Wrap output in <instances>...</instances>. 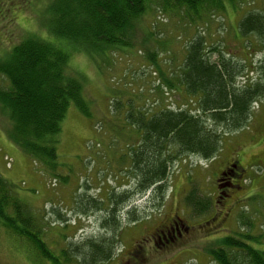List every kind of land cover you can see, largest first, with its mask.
Instances as JSON below:
<instances>
[{
  "label": "rangeland",
  "instance_id": "1",
  "mask_svg": "<svg viewBox=\"0 0 264 264\" xmlns=\"http://www.w3.org/2000/svg\"><path fill=\"white\" fill-rule=\"evenodd\" d=\"M51 2L14 0L0 3V66L9 60L13 47L24 38L32 34L39 36V33L30 32L36 27L34 22L38 23L33 19L35 15L40 16ZM225 6L223 12H217L210 18H205V15L202 18L205 19L196 24L179 17L168 20L158 14L153 38L164 45L153 58V63L148 60L147 54L156 51L155 40L144 47L145 57L141 48L131 47L129 53L111 55L108 63L99 59L93 61L83 54L70 59V72L81 79L90 116L82 115L70 104L61 122L57 175L39 168L9 141L5 133L11 122L0 104V176L14 186L19 200L28 204L34 216L44 222L42 226L46 232L43 237L48 250L57 254L68 244L82 248L88 241L108 236L106 232L110 229L102 227L105 216L109 214L108 193L118 195L134 186L133 178L130 181L123 177L125 165L119 167L116 164L118 158L126 154V145L135 139V136L129 137L128 129L120 121L115 120L116 112L110 113L116 98H121L123 104V121L131 105L136 110L134 113L148 110L153 101L156 102L153 112L164 106L178 108V93L160 94L158 78L160 73L166 78L169 76L172 71H167L169 60L181 62L185 45L197 35L204 37L206 49L212 52V62L217 61L218 51L223 54L228 52L234 61H246L248 71L236 78L238 86L256 79L255 68L262 61L264 52L252 36H241L236 25L240 17L247 13L263 12L264 8L260 7H264V0H245L237 8L228 3ZM151 13L142 19L144 24L153 19ZM142 30L148 31L146 27ZM245 42L250 46L248 56H244ZM0 85L7 87L1 72ZM260 114L255 111L252 117L261 120ZM258 128L257 123L249 119L242 131L223 138L220 152L212 161L206 162L196 155L184 156L183 163H178L171 170L169 187L159 207L151 204L150 196L140 197L132 193L130 202L122 207V214L129 211L130 217L127 219L121 214V225L115 233L116 241L111 246L110 259L104 264H215L210 252L222 245L225 237L235 234L250 237V241L243 238L244 242L264 252V166H260L264 165V150H258L255 157V151L250 147L252 135ZM116 134L121 137L117 138ZM263 136L264 132L258 137ZM246 145L248 150L243 152L240 160V165L245 168V180L240 183L244 186L230 199L218 192L215 176L227 164L232 153H239V148L243 151ZM124 164H127L125 158ZM191 188H197L200 198L208 195L211 199L208 210L199 212L195 206L185 203L184 196ZM85 198L103 199L102 208L90 206L84 209ZM82 209L86 211L82 212ZM172 222L176 225L166 230L165 227ZM158 229H162L163 233L157 237L154 233ZM60 233L64 237H60ZM105 246L106 243L103 248ZM0 264L50 263L39 258L33 248L0 229Z\"/></svg>",
  "mask_w": 264,
  "mask_h": 264
},
{
  "label": "trees",
  "instance_id": "2",
  "mask_svg": "<svg viewBox=\"0 0 264 264\" xmlns=\"http://www.w3.org/2000/svg\"><path fill=\"white\" fill-rule=\"evenodd\" d=\"M51 1L43 13L35 15L33 19L38 22H34V31L37 32H30L39 33V36L32 34L24 38L13 47L9 60L0 66V72L7 82V87L0 85V104L7 111L11 122V127L5 133L9 141L39 168L56 174L61 122L70 104L82 115L90 116L89 105L82 93L81 79L70 72L68 66L74 55L83 54L93 61L99 59L108 63L111 55H123L129 53L131 47H137L143 50L145 57L144 47L155 40L156 51L147 54L148 60L153 63V58L164 45L153 38L158 14L168 20L179 17L196 24L217 12H223L226 3L237 8L245 0ZM149 12H152L153 19L144 24L142 19ZM256 12L241 16L236 26L241 36H252L264 52V11ZM143 27L148 31L144 32ZM203 38L194 36L185 45L181 62L170 59L167 71H172L169 76L166 78L160 73L158 78L157 89L160 94L166 96L178 93V108L164 106L153 112L152 108L156 104L153 101L148 110L134 113L136 110L130 104L131 109L125 113L124 122L121 98L112 102L110 113L115 111V120L128 129L129 137L135 136L126 145L124 157H119L116 162L119 167L125 165L123 177L126 176L130 181L133 178L134 186L118 195L108 193L106 200L109 214L102 225L104 230L110 229L106 232L108 236L94 242L88 241L82 248L68 244L59 253H53L44 243V222L34 216L28 204L19 200L14 186L2 176L0 229L33 248L39 258L50 264L107 262L122 215L127 219L130 217L129 211L122 214V207L130 202L132 193L140 197L150 196L148 199L151 204L155 203L159 207L169 187L172 168L183 163L184 156L196 155L205 161L213 159L221 149L223 138L242 131L250 119L252 105L264 98V57L255 68L256 79L238 86L236 78L248 71L246 61H234L228 52L223 54L218 51L217 61L212 62V52L206 49ZM243 45L244 56H248L250 46L246 42ZM116 137L120 138L121 135L116 134ZM124 158L127 164H124ZM61 179L65 181V178ZM196 190L191 188L185 194L184 201L203 212L209 208L211 199L207 194L203 195L205 198L198 197ZM83 201L86 202L84 209L90 206L102 208L101 201L92 198ZM84 209L82 212L86 211ZM59 235L64 237L63 233ZM245 237L239 234L225 237L222 245L210 252L212 262L264 264V252L244 242ZM245 239L250 241L251 238ZM104 243L106 246L103 248ZM85 249L89 251L85 252Z\"/></svg>",
  "mask_w": 264,
  "mask_h": 264
},
{
  "label": "flooded vegetation",
  "instance_id": "3",
  "mask_svg": "<svg viewBox=\"0 0 264 264\" xmlns=\"http://www.w3.org/2000/svg\"><path fill=\"white\" fill-rule=\"evenodd\" d=\"M14 1V0H0V3ZM28 9V8H27ZM29 11V9H28ZM30 12V11H29ZM259 102V103H258ZM254 105V112L258 111L261 112L260 116L262 119H258L257 117H250V121H255L258 125V130L256 131L255 135H252L253 142L251 144V148L254 149L255 154L254 156L257 157V151L262 148L264 150V136L262 138H259L258 136L264 132V98L259 100ZM251 115V114H250ZM250 141V140H249ZM255 142V144H254ZM228 143V142H227ZM249 144V142H248ZM239 153H232L231 157L227 160V164L219 171H217V177L215 176V182L217 181L216 187L218 192L222 193L225 197H229L232 199V194L239 191L241 187L244 185L240 184L243 183L245 180V168L240 165V160L243 152L248 150V145L244 146V150L242 151V148H239ZM264 166V165H260ZM264 188V187H263ZM223 206V205H222ZM168 227H165V229L173 228L175 226V222H172L168 224ZM160 233H163L162 229H158L155 231L154 235L157 237ZM170 242H173L172 240Z\"/></svg>",
  "mask_w": 264,
  "mask_h": 264
}]
</instances>
